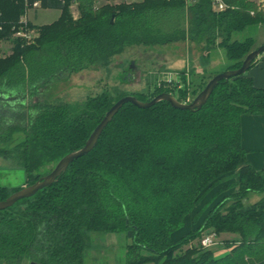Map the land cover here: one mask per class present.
I'll use <instances>...</instances> for the list:
<instances>
[{"label": "trees", "instance_id": "obj_1", "mask_svg": "<svg viewBox=\"0 0 264 264\" xmlns=\"http://www.w3.org/2000/svg\"><path fill=\"white\" fill-rule=\"evenodd\" d=\"M107 1L0 0V43L15 44L8 57L0 51V157L24 169L26 186L48 174L41 168L83 148L121 98L149 102L167 93L184 103L214 75L195 85L182 71L177 78H156L145 91L102 93L82 105L60 99L32 103L40 89L106 68L133 46L203 45V68L219 47L233 63L228 70H236L255 44L234 36L264 25V6L257 0H222L227 6L222 12L213 10L211 0L190 6L185 0ZM35 3V10L55 9L60 16L47 25L30 22L39 35L27 45L13 35ZM244 115H264V94L246 74L221 81L200 111L177 110L167 102L148 109L125 104L94 150L56 183L0 211V264H85L86 252L94 248L92 234L126 232L132 243L124 264H264V171L250 166L242 147ZM21 188L0 187V201ZM230 188L237 191L218 199ZM216 189L223 192L208 200L206 207L215 204L202 223L174 241L172 235ZM251 194L261 199L247 205ZM206 231L237 239L217 258L200 246Z\"/></svg>", "mask_w": 264, "mask_h": 264}, {"label": "rangeland", "instance_id": "obj_2", "mask_svg": "<svg viewBox=\"0 0 264 264\" xmlns=\"http://www.w3.org/2000/svg\"><path fill=\"white\" fill-rule=\"evenodd\" d=\"M103 3L106 2L101 1L97 5ZM110 3L128 4V1L111 0ZM70 10L74 18L79 16L76 5H73ZM59 15L60 11L55 9H39L28 12L30 22L37 26L51 24L58 19ZM37 35H39V32ZM247 37H254L257 43H259V33L256 28L248 29L244 33L237 34L234 36V39L244 41ZM14 48L15 44L12 42H1V56L8 57L12 55ZM216 50L211 53L209 65L203 68V64L206 61L203 58L205 52L203 45L178 42L166 46L128 47L124 53L114 57L108 67H95L78 74H73L66 81L51 82L46 88L40 89L38 96L34 97L31 101L32 103L37 101L54 102L60 99L63 102L73 105H82L88 97L97 96L102 93H112V95L122 93L129 95L135 92L145 91L151 86L150 83H154L156 78L157 80L159 79L158 81L168 78L172 79L173 77L177 78V74L182 71L188 73L186 78L188 81L197 85L200 82V74L209 76L207 77L208 80L213 75L216 76L217 74L224 73L233 64L226 58L223 49ZM125 75L131 77L132 81H126L124 79ZM207 80L203 79V81ZM196 96L189 95V102H192ZM15 139L17 140L18 137ZM55 167L56 164L43 167L40 169V173L44 174L49 170V174ZM25 181L26 173L24 169L17 166L11 160L0 157V187L9 189L24 187L26 186L24 185ZM225 191H217V193H224H221L222 195L219 194L218 199H221L223 195L225 196L237 191V189L230 188L228 191ZM260 198L261 195L251 194L246 204H254ZM209 231H206L202 237L208 234ZM91 238L94 248L86 252L85 264H124L126 246L132 243V236L129 232L105 235L92 234ZM234 239H237V236L233 234L217 236V245L210 249L214 253L225 252L227 250V242ZM198 242L197 240L192 245L195 246ZM24 264H29V262H25Z\"/></svg>", "mask_w": 264, "mask_h": 264}, {"label": "water", "instance_id": "obj_3", "mask_svg": "<svg viewBox=\"0 0 264 264\" xmlns=\"http://www.w3.org/2000/svg\"><path fill=\"white\" fill-rule=\"evenodd\" d=\"M264 53V45L251 51L243 60L242 65L236 70H227L224 73L217 74L208 81L204 89L194 98L191 103L184 104L179 102L173 95L163 93L156 96L149 102L139 101L134 96H125L118 100L110 110L105 114L103 120L96 126L91 133L89 139L86 141L83 148L74 151L65 157H63L57 164L56 167L47 175L40 178L37 182L31 185L22 187L20 190L11 194L6 200L0 201V211H5L13 207L16 203L21 200L29 199L35 196L39 191L46 189L56 183L59 177L64 174L69 166L77 159L89 154L96 147L103 131L108 124L113 120L116 114L122 109L125 104H132L140 109H148L160 102L169 103L174 109L181 111H200L210 99L212 93L221 81H228L230 79L242 76L246 74L251 68L255 60ZM30 264H37L31 262Z\"/></svg>", "mask_w": 264, "mask_h": 264}, {"label": "crops", "instance_id": "obj_4", "mask_svg": "<svg viewBox=\"0 0 264 264\" xmlns=\"http://www.w3.org/2000/svg\"><path fill=\"white\" fill-rule=\"evenodd\" d=\"M110 1L111 0H109V2L107 1V3H110ZM257 1L261 4H264V0H257ZM253 28H256V30H258V33H259L258 42L259 43H257L254 37H247V38H253L254 44H255L254 46V50H255L259 48L260 46L264 45V25L260 24ZM253 28H249V30ZM218 50H220L219 47H217L216 51ZM246 76L250 78L254 86L264 94V53L256 59V61L254 62V65L246 73ZM199 77H200L199 81L201 82L203 79L207 80V77L209 76H207L206 74H200ZM241 144H242V147L248 153L247 157H248L250 166L255 171H264V115H261V116L244 115L242 116L241 118ZM236 181L237 179H234L233 181L228 182L224 185H227L229 183H233ZM218 190L219 189L212 191L206 197V199L194 210L192 215L186 218L184 227L172 235V238L174 241L185 236L190 231L195 230L202 223L205 216L210 211V208L213 207V205L215 204L214 203L215 201L208 207H206L207 206L206 203L208 202V200H212V198L216 195ZM227 253H228V250H226L225 252L215 253V255L217 258H220L226 255Z\"/></svg>", "mask_w": 264, "mask_h": 264}, {"label": "built area", "instance_id": "obj_5", "mask_svg": "<svg viewBox=\"0 0 264 264\" xmlns=\"http://www.w3.org/2000/svg\"><path fill=\"white\" fill-rule=\"evenodd\" d=\"M97 3L105 0H94ZM128 2H134L136 0H127ZM196 2V0H185L186 6L193 5ZM212 2V8L216 12H222L227 9L226 4L222 0H211ZM264 6V4H262ZM39 8V3L34 4V10ZM28 12L20 19V26L18 30L14 32L13 37L19 38L20 40L24 41L27 45L32 43V41L36 38L37 33L35 30L30 29L28 27L30 20L28 18ZM1 30V28H0ZM173 79V78H172ZM189 99L186 100L184 104H188ZM191 103V102H189ZM217 245V236L214 233H208L204 235L200 239V246L204 249H210Z\"/></svg>", "mask_w": 264, "mask_h": 264}, {"label": "flooded vegetation", "instance_id": "obj_6", "mask_svg": "<svg viewBox=\"0 0 264 264\" xmlns=\"http://www.w3.org/2000/svg\"><path fill=\"white\" fill-rule=\"evenodd\" d=\"M30 263H31V262H30ZM30 263H29V264H30Z\"/></svg>", "mask_w": 264, "mask_h": 264}]
</instances>
